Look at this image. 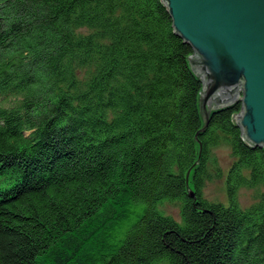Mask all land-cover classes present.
<instances>
[{
  "label": "trees",
  "instance_id": "obj_1",
  "mask_svg": "<svg viewBox=\"0 0 264 264\" xmlns=\"http://www.w3.org/2000/svg\"><path fill=\"white\" fill-rule=\"evenodd\" d=\"M192 55L162 0H0V264H264V147Z\"/></svg>",
  "mask_w": 264,
  "mask_h": 264
},
{
  "label": "water",
  "instance_id": "obj_2",
  "mask_svg": "<svg viewBox=\"0 0 264 264\" xmlns=\"http://www.w3.org/2000/svg\"><path fill=\"white\" fill-rule=\"evenodd\" d=\"M162 2L175 33L193 50L203 115L240 102L233 122L249 146L264 147V0Z\"/></svg>",
  "mask_w": 264,
  "mask_h": 264
},
{
  "label": "rangeland",
  "instance_id": "obj_3",
  "mask_svg": "<svg viewBox=\"0 0 264 264\" xmlns=\"http://www.w3.org/2000/svg\"><path fill=\"white\" fill-rule=\"evenodd\" d=\"M83 76V73L79 72V78ZM233 163V157L231 155V151L229 147L222 146L217 147L212 152V158L210 163V168L212 172L215 171L216 168H220L223 173V177L221 178H213L209 182H207L203 195L206 199L215 202H223L227 203L226 192H225V175L227 174L228 169L231 167ZM215 173V172H214ZM0 188H7L8 185H2L0 183ZM193 191V189L191 188ZM194 193V191H193ZM239 204L242 208H247L251 204L254 203L252 192L247 189H241L239 191ZM160 210L165 215H169L180 221V206L178 203L168 204L165 203Z\"/></svg>",
  "mask_w": 264,
  "mask_h": 264
},
{
  "label": "bare ground",
  "instance_id": "obj_4",
  "mask_svg": "<svg viewBox=\"0 0 264 264\" xmlns=\"http://www.w3.org/2000/svg\"><path fill=\"white\" fill-rule=\"evenodd\" d=\"M240 103V102H239ZM241 104V103H240ZM239 114V113H238ZM238 114H236V115H234V117L236 118V116L238 115Z\"/></svg>",
  "mask_w": 264,
  "mask_h": 264
}]
</instances>
